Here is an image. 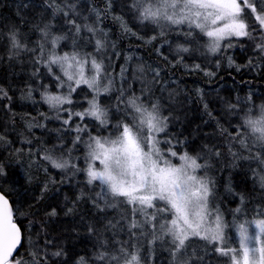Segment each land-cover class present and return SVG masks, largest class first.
I'll return each mask as SVG.
<instances>
[{
	"label": "trees",
	"instance_id": "obj_1",
	"mask_svg": "<svg viewBox=\"0 0 264 264\" xmlns=\"http://www.w3.org/2000/svg\"><path fill=\"white\" fill-rule=\"evenodd\" d=\"M133 2L111 0L109 7V0H57L62 5H75V12L69 11L65 17L62 13L53 16L48 0H0V88L7 92V97L0 99V135L7 138L0 143V165L5 172L0 176V191L10 200L22 229L24 239L19 252L25 259L31 260L30 252L40 250V264H80L81 258L84 264H106L98 255H119L118 249L123 245L130 252L138 248L143 264H173L170 238L149 244V237L140 236L139 230H133L137 236H131L127 206L105 207L97 196L99 188L87 184L83 171L72 175L71 170L54 169L42 159L46 152L65 159L70 153L83 168L87 152L83 143L87 135L81 134L82 142L74 144L76 133L71 130L72 125L57 119L56 110L50 109L41 97L45 90L67 91L66 87H57V81L42 64L35 63L42 41L40 30L45 26L51 34L65 37L59 42L57 53L75 50L95 56L103 60L115 78L113 90L98 97L101 106L109 109L108 127L99 128L95 121H84L93 135L114 131L118 119H127L126 105L120 102L118 91L121 84L125 97L143 93L145 103H159L161 114L168 119L167 135L175 149L198 157V162L206 165L198 174H206L212 182L210 206L218 209L230 224L264 214V150L251 138L248 147H242L236 135L238 130L246 133L240 124L249 110L255 118L264 105V55L254 47L261 42L258 22L253 24L254 17L249 16L254 39H233V47L225 49L223 55H213L207 52L205 40L195 30L186 36V27L183 31L165 29L161 36L160 27L139 19ZM257 3L264 7V0ZM97 11L102 15L99 21ZM245 12L250 13V9ZM116 17L122 18L137 35L123 32ZM68 19H76L82 25L79 35ZM84 23H98L106 33L107 43L100 52L96 51V37L83 28ZM13 31L27 49L12 48L9 37ZM153 36L155 40H151ZM45 45L47 55L51 46L47 42ZM180 47L188 51H179ZM196 65L200 67L197 69ZM121 68L126 69L123 79ZM153 69H159L158 77ZM53 71L60 75L57 67L53 66ZM30 88L31 98L27 95ZM91 98L92 94L81 86L72 94L73 104L64 107L83 111ZM61 116L66 118L67 113ZM76 122L78 118H73ZM29 124L33 127L29 128ZM217 152L219 155H215ZM53 210L54 216L50 215ZM136 218L140 219L139 214ZM233 230L234 226L226 230L231 244L236 242ZM187 244L185 256L194 254L193 264H224L226 258L214 252V246H206L196 238ZM44 251H60L62 255L45 260Z\"/></svg>",
	"mask_w": 264,
	"mask_h": 264
},
{
	"label": "snow or ice",
	"instance_id": "obj_2",
	"mask_svg": "<svg viewBox=\"0 0 264 264\" xmlns=\"http://www.w3.org/2000/svg\"><path fill=\"white\" fill-rule=\"evenodd\" d=\"M110 3L111 0L109 7ZM48 7L52 9L53 16L62 13L68 17L69 11L75 12L74 4L62 5L57 0H48ZM132 7L141 21H150L160 27L161 36L165 35V29L183 31L186 27V36L193 35L195 30L205 40L207 52L213 55H223L225 49L233 47V39H254L249 23V16H252V23L258 22L262 34L261 42L254 47L264 55V7L259 6L257 0H134ZM245 9H250V13H246ZM96 19H102L98 11ZM115 19L120 22L123 32L137 35L122 18ZM67 23L79 35L82 25L76 19H68ZM83 28L96 37V51L103 50L107 43L104 39L106 33L99 24L84 23ZM40 31V54L35 63L42 64L48 74L54 77L58 88L67 89L65 93L45 90L41 97L50 109L56 110L57 119H62L64 125H72L71 130L76 133L74 144L82 142L81 134L87 135V140L83 141L87 149L85 167L80 168L70 153L69 158L65 159L63 155L54 157L46 152L42 159L54 169L63 172L71 170L72 175L83 171L87 184L99 188L97 196L105 207L127 206L131 213L127 225L131 236H137L133 230H139L140 236L149 237V244L170 238L173 264H193L195 255L185 256L189 247L187 242L192 238L204 241L206 246H214L212 250L226 258L224 264H264V214L252 220L230 224L218 209L210 206L212 182L206 174H198L206 165L199 163L198 157L175 149L173 140L167 135L168 119L161 114L159 103H145L143 93L141 96L129 94L125 97L121 84L118 91L120 102L126 105L127 119H118L114 131L93 135L89 125L84 123L86 119L95 121L99 128H107L110 123L109 109L101 106L98 97L113 90L115 78L111 70L95 56L81 55L75 50L72 53H57L56 48L65 37L51 34L48 26ZM97 33L102 35L97 36ZM9 38L13 49H27L15 31L10 33ZM155 39V36L151 37V40ZM45 42L51 46L47 55ZM178 50L187 52L188 48L180 47ZM228 62L229 65L233 63L231 58ZM53 66L59 69L60 75L55 74ZM195 67L198 69L200 66ZM125 70H120L121 79ZM153 72L155 77L160 75L159 69H153ZM206 74L213 75L211 72ZM81 86L92 94V98L87 101L88 107L83 111L64 107L73 104L72 94ZM27 95L31 98V88ZM3 97H7V92L0 88V99ZM64 112L67 113L66 118L61 116ZM73 118H78V122L73 123ZM31 127L33 125L29 124ZM240 127L246 129V133L239 130L236 133L240 137L237 142L242 147H248L251 138L264 150V105L260 107L258 117L254 118L249 110ZM6 140L4 135H0V143ZM229 151L232 152L231 147ZM232 154L235 156L234 152ZM3 175L4 167L0 165V176ZM261 183L264 184V176L261 177ZM97 207L100 205L97 204ZM236 212L239 213L240 209H236ZM137 214L140 219L136 218ZM50 215H56L55 210ZM233 226L239 238L238 242L229 244L226 230ZM23 239L14 209L8 198L0 192V264H40V250L30 252L31 260L21 257L18 249H21ZM118 252L119 255L101 252L97 258L106 261V264H143L138 248L130 252L121 245ZM42 255L47 260L52 256L60 257L62 253L55 251L49 254L44 251ZM80 264H84L83 258Z\"/></svg>",
	"mask_w": 264,
	"mask_h": 264
},
{
	"label": "rangeland",
	"instance_id": "obj_3",
	"mask_svg": "<svg viewBox=\"0 0 264 264\" xmlns=\"http://www.w3.org/2000/svg\"><path fill=\"white\" fill-rule=\"evenodd\" d=\"M252 230L255 231L254 228H253ZM233 233H234V238H235V240H236V242H237L239 237H238V233H237L235 227H234ZM226 237H227V235H226ZM227 238H228V237H227ZM227 243L231 244V242L229 241V238L227 239Z\"/></svg>",
	"mask_w": 264,
	"mask_h": 264
},
{
	"label": "water",
	"instance_id": "obj_4",
	"mask_svg": "<svg viewBox=\"0 0 264 264\" xmlns=\"http://www.w3.org/2000/svg\"><path fill=\"white\" fill-rule=\"evenodd\" d=\"M1 192V191H0ZM3 193V192H2ZM4 194V193H3ZM5 195V194H4ZM6 196V195H5ZM7 197V196H6ZM8 198V197H7ZM9 200V199H8ZM9 202H10V200H9ZM10 204H11V202H10ZM11 206H12V204H11ZM21 231H22V229H21ZM22 234H23V232H22ZM22 243H23V240H22ZM18 251H19V249H18Z\"/></svg>",
	"mask_w": 264,
	"mask_h": 264
}]
</instances>
